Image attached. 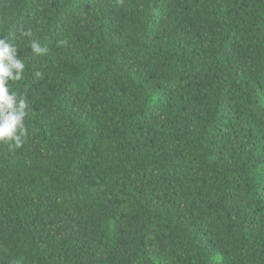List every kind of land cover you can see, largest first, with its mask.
<instances>
[{
  "label": "trees",
  "instance_id": "16d2710c",
  "mask_svg": "<svg viewBox=\"0 0 264 264\" xmlns=\"http://www.w3.org/2000/svg\"><path fill=\"white\" fill-rule=\"evenodd\" d=\"M0 38V264H264V0H0Z\"/></svg>",
  "mask_w": 264,
  "mask_h": 264
},
{
  "label": "clouds",
  "instance_id": "9594fccd",
  "mask_svg": "<svg viewBox=\"0 0 264 264\" xmlns=\"http://www.w3.org/2000/svg\"><path fill=\"white\" fill-rule=\"evenodd\" d=\"M22 35L31 38L32 31H24ZM29 43L36 55L46 51L36 40L30 39ZM17 53L15 44L0 38V144L19 149L26 142L28 134L25 124L28 105L24 98L18 97L9 88V81L21 80L25 69V63L18 58ZM36 75L39 76L40 73Z\"/></svg>",
  "mask_w": 264,
  "mask_h": 264
}]
</instances>
